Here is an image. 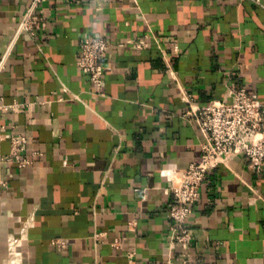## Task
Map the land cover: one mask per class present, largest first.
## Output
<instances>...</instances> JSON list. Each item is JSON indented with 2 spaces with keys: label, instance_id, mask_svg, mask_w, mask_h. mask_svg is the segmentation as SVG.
<instances>
[{
  "label": "crops",
  "instance_id": "obj_1",
  "mask_svg": "<svg viewBox=\"0 0 264 264\" xmlns=\"http://www.w3.org/2000/svg\"><path fill=\"white\" fill-rule=\"evenodd\" d=\"M30 5L0 0V98L21 105L0 113V158L15 134L30 161L0 165V264H264V169L232 158L211 173L174 249L162 174L200 160L189 98L245 88L264 103V0H49L38 34L17 37ZM93 38L109 45L99 89L77 65Z\"/></svg>",
  "mask_w": 264,
  "mask_h": 264
},
{
  "label": "built area",
  "instance_id": "obj_2",
  "mask_svg": "<svg viewBox=\"0 0 264 264\" xmlns=\"http://www.w3.org/2000/svg\"><path fill=\"white\" fill-rule=\"evenodd\" d=\"M49 0H31L29 9L24 13L17 29V37L29 35L35 37L41 29L44 17L37 10ZM259 3L260 0H253ZM137 48L145 46L143 41L135 43ZM109 45L104 38L86 39L80 44L77 65L87 73L96 88L103 86L104 60ZM6 58L0 60V73L4 69ZM188 110L184 117L193 121L199 128L203 140L200 144V160L191 163L186 169L178 170L176 166L164 165L162 174L170 183L173 202L168 214L173 222L171 234L172 249L177 246L184 248L191 243V216L193 207L200 199V191L208 176L232 158H240L245 167L256 173L264 169V103L255 93L240 88L231 93L227 102L212 101L204 106L195 104L192 98L187 101ZM21 105L17 102L7 105L0 98V113L6 109L16 110ZM0 129L6 126L1 124ZM2 139L11 142L12 151L7 157L0 158V165L14 163L19 169L26 168L30 161L23 157L22 152L27 144L23 135L4 134ZM0 184L5 185L0 180ZM139 191V190H137ZM144 193V192H143ZM97 240L103 234H97ZM53 244L66 247V242L57 240ZM113 246L118 248L119 241ZM18 240L10 242V254L13 261H20ZM130 262L135 254H127ZM180 264H201L190 256L181 255ZM172 264V263H169Z\"/></svg>",
  "mask_w": 264,
  "mask_h": 264
}]
</instances>
